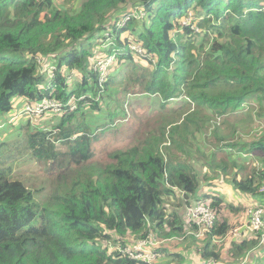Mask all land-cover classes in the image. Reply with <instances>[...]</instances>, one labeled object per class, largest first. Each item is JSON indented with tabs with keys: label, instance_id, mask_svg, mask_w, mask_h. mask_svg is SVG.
I'll return each mask as SVG.
<instances>
[{
	"label": "trees",
	"instance_id": "16d2710c",
	"mask_svg": "<svg viewBox=\"0 0 264 264\" xmlns=\"http://www.w3.org/2000/svg\"><path fill=\"white\" fill-rule=\"evenodd\" d=\"M139 7L143 18L115 27ZM110 55L100 84L96 64ZM132 97L160 101L153 129L136 131ZM71 98L75 108L49 126L8 124L16 99L24 107ZM9 127L15 134L0 141V264H187L158 247L151 262L140 260L149 252L134 248L154 235L187 236L184 207L202 183H228L247 212L264 209V0H0V132ZM141 130L132 146L94 148ZM199 163L213 176L200 175ZM37 164L57 172L32 189L22 169ZM175 197L183 210L168 211ZM201 197L215 221L194 264L264 261L248 216L229 222L237 208Z\"/></svg>",
	"mask_w": 264,
	"mask_h": 264
},
{
	"label": "rangeland",
	"instance_id": "374dc122",
	"mask_svg": "<svg viewBox=\"0 0 264 264\" xmlns=\"http://www.w3.org/2000/svg\"><path fill=\"white\" fill-rule=\"evenodd\" d=\"M189 17H191V20L189 21V23L194 21V17H193V12H190ZM184 20L183 25H187L188 23V19ZM124 18L118 22L116 24V28H120L121 26H123L124 24H122V22L124 21ZM194 26H192L193 28ZM109 29V28H108ZM110 35L112 36V31L110 29V31H106L104 33V37L105 38H110ZM113 39V36H112ZM109 44H105L103 43L101 45V48L103 50H105L107 48ZM106 64L108 65H112L114 64V57L113 55L108 56V58L105 61ZM110 67V66H109ZM109 67H108V72H109ZM53 68H51L49 71H51ZM104 69V68H103ZM103 71V70H100ZM151 100L154 101V104H150ZM130 103V108L131 111L126 110L127 114H131V116H135V120H141V124L140 126L137 128L136 131L140 130V129H153L155 127V123L159 120L160 116L157 114L159 107L158 105L160 104V101L158 99H150V100H145V99H140V98H130L129 100ZM181 102H183L182 100H176V101H172L169 102L167 104L168 109L166 111H169L172 108H176L177 106H180L179 104H181ZM13 110H14V116L12 115H8V124H10L11 126H18L19 124L25 122V121H29L32 125L39 127V126H49L51 124L54 123L55 118L53 116H60L61 114H56L54 112L51 111H43L40 114H31L29 112V108H26L27 103L25 104V106L23 107L22 101L20 102V99H16L14 100L13 103ZM75 107V105H74ZM144 107H146L145 112H143ZM71 111V110H69ZM55 114V115H54ZM163 116H167V114H164ZM53 117V118H52ZM148 117H151L150 119ZM52 118V119H51ZM217 123V122H216ZM219 123V122H218ZM25 124V123H24ZM214 124V122L212 123V125ZM15 129L13 127H9L4 131L0 132V141H3L9 137H11L12 135L15 134ZM221 131V130H220ZM222 132V131H221ZM145 131L141 130V133H139L138 135L133 134V138H131V140H128V136L126 134H124L123 136H121V139L118 140V137L120 136L119 134L117 135H112L110 137H105L103 139H101L99 142H95L94 144V148L98 153H103V151L107 148H117L120 147L122 145L128 147V146H132L133 144H135L138 140V138H142L144 136ZM106 159V157H105ZM201 163H199V165L197 164V168L200 172V175H202V173L206 172L208 174L209 177L213 176V174L211 173V171L209 172L206 167L204 166H200ZM24 166V168H23ZM21 166L23 169L22 170H26L24 172V176H23V181L26 183V185L29 188L32 189H39L42 187H47L48 183L50 182L47 181V176L49 175H53L55 176V173L57 172V170L54 168L52 171H49L47 165L45 164H37L34 166H31L30 168H28L27 166L23 165ZM20 167V168H21ZM50 168H53L52 166ZM21 170V169H20ZM44 176V177H43ZM210 194L213 196L218 197L222 203L227 206L228 204L233 206L234 208H237L239 210V212L236 213H230L227 215V220L229 222H234V223H240L243 225V222H245L246 220V215H247V206L248 203L244 200L242 194H238L235 193L234 189L228 184V183H224L220 180H217L215 182L209 183V182H204L201 184V186L199 187V189L196 192V199L192 198L190 200L191 203H189V205H191V207L189 208H195L196 206H205L202 202L206 203L205 201H200L201 200V196L204 194ZM199 200V201H198ZM166 208L167 210H176V209H180L183 210V206H179V204H181V201L179 200V198L175 197V200L172 199H166ZM189 205H185L184 207V211H187L189 208L187 206ZM185 220H183V224L186 228V234L187 236H184L182 238H171V239H167V240H161L158 239L157 237H155V235L152 237L151 241L152 245H148V248L150 246H156L155 248H159V249H166L167 253H177V254H181L184 256L185 260L187 259L186 263L187 264H194L196 263V261L194 260L195 258V248L200 247L202 245L201 240L204 239L203 234L206 231L204 227H198L196 223L195 226L197 227V232H194L190 229V226L192 223H190V220L188 218H186V216H183ZM203 215L200 214L197 218H202ZM212 218V217H211ZM248 220V217H247ZM214 222V220H213ZM248 231L251 232V230L248 228ZM190 235L194 236V239L189 238ZM233 238H238L240 235V229L235 230L234 232L231 233ZM215 242V241H214ZM221 243V241L216 242ZM145 251H149L147 249H145ZM249 259L246 260V262ZM246 262L244 264H246ZM202 263V262H201ZM157 264H174L171 263L170 260H168V262H166L165 260H160L157 262ZM216 264H231V263H227V262H218ZM257 264H264V261H260L257 262Z\"/></svg>",
	"mask_w": 264,
	"mask_h": 264
},
{
	"label": "built area",
	"instance_id": "2783aa9c",
	"mask_svg": "<svg viewBox=\"0 0 264 264\" xmlns=\"http://www.w3.org/2000/svg\"><path fill=\"white\" fill-rule=\"evenodd\" d=\"M130 16L134 17V19H139V18H143L144 14H143V10L142 8H136L135 10H132L127 16H125L124 21L122 22V24L126 23V21L130 18ZM191 20V17H189L188 19V23ZM133 48V47H131ZM139 48H136V51ZM138 52H140V50H138ZM49 65V64H48ZM110 65L106 64L105 61H99L96 64V68L100 74V79L99 82L101 84V82L104 80V78L106 77V75L108 74V67ZM43 68V66H42ZM54 67L49 65L48 67V71ZM104 68V69H103ZM45 69H43L42 71H44ZM103 70V71H100ZM69 108V110H73L74 107V103H73V98H71L69 100V102L66 105H62L60 103H57L53 100H42L41 102H37V103H27L26 108H29V112L31 114H40L43 111H51L54 112L56 114H61L65 112V108ZM261 192H264V186L262 187V189L260 190ZM188 208L191 207V205L187 206ZM186 212V218H188L190 220L191 223H196L198 227H204L205 230H207L206 228H211V226L214 224L213 220L215 221V214L212 211V209H210L208 206H196L195 208H189ZM200 214L203 215L202 218H197ZM247 216L249 219V223L247 225V227L252 231H259L261 232V237H260V244L264 245V209L262 208H250L247 212ZM212 217V218H211ZM152 238H150L149 240H151ZM148 245H152L151 241H143L141 243H139L134 249L135 251L141 252L143 248L149 250V251H145V252H149L147 253V256H141V255H137L136 258L140 259V260H147L149 262H151L153 260V257H150L149 255L151 254L150 252H153V248L156 246H150L148 248ZM218 262L214 261L213 259H209L207 261H203L200 264H216ZM241 264H244L241 263Z\"/></svg>",
	"mask_w": 264,
	"mask_h": 264
},
{
	"label": "crops",
	"instance_id": "0c3cea01",
	"mask_svg": "<svg viewBox=\"0 0 264 264\" xmlns=\"http://www.w3.org/2000/svg\"><path fill=\"white\" fill-rule=\"evenodd\" d=\"M250 262H252L251 264H257L256 260H251Z\"/></svg>",
	"mask_w": 264,
	"mask_h": 264
},
{
	"label": "bare ground",
	"instance_id": "6f19581e",
	"mask_svg": "<svg viewBox=\"0 0 264 264\" xmlns=\"http://www.w3.org/2000/svg\"><path fill=\"white\" fill-rule=\"evenodd\" d=\"M159 258V257H158Z\"/></svg>",
	"mask_w": 264,
	"mask_h": 264
}]
</instances>
